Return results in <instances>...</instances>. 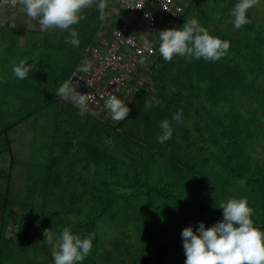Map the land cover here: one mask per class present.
<instances>
[{"label":"rangeland","instance_id":"rangeland-1","mask_svg":"<svg viewBox=\"0 0 264 264\" xmlns=\"http://www.w3.org/2000/svg\"><path fill=\"white\" fill-rule=\"evenodd\" d=\"M184 1L187 9L199 3L212 10L203 21L209 33L242 35L230 18L235 2L225 0L228 10L220 16L208 3L216 0ZM258 7L264 9V0L248 11ZM119 9L109 1L103 21L96 8L84 9L85 18L71 26L78 33V47L66 42L71 40L68 30L41 31L36 21L14 29L8 20L0 22V128L9 127L0 136V217L4 221L0 264H54L53 245L63 228L70 226L73 234L86 238L94 228L70 223L84 221V216L97 211L107 218L95 228L101 239L92 241L90 254L80 264H185L182 240L177 246L171 244L162 261L156 257L157 242L172 243L188 223L223 217L219 206L230 198L246 197L254 209V227L264 231L261 94L259 101L248 95L233 102L213 92L205 105L204 93L193 91L182 102L172 85L163 89L165 75H175L171 61L176 57L165 61L161 56L138 88L153 105L145 109L141 99L126 122H107L87 111L81 116L70 99L62 102L57 95L45 101V94L57 92L70 78L86 47L102 34L104 24L115 25ZM25 58L37 64L21 81L13 77L12 61ZM247 60H239L242 67H256ZM256 87L251 90L252 98ZM219 107L225 114L219 115ZM180 109L182 120L177 123L172 117ZM193 118L212 123L211 133L198 135L192 129ZM165 119L173 134L160 143L157 137ZM189 128L192 131L187 136ZM241 179L246 180L243 186ZM59 182L64 183L62 192L56 188L52 192L49 187ZM64 186L81 195L85 192L86 198L71 200V191ZM146 186L156 192H147ZM78 204L86 207L80 209ZM209 205L215 211L207 209ZM46 229H52V243L45 240Z\"/></svg>","mask_w":264,"mask_h":264},{"label":"clouds","instance_id":"clouds-1","mask_svg":"<svg viewBox=\"0 0 264 264\" xmlns=\"http://www.w3.org/2000/svg\"><path fill=\"white\" fill-rule=\"evenodd\" d=\"M13 7L23 5L26 16L31 21H36L41 31L58 28L68 30L73 46H79L78 33L71 27L85 18L83 10L93 4V0H10ZM259 0H239L231 10L234 27L239 30L252 23L246 15L247 11L257 5ZM100 19L105 20V0H100L97 5ZM159 52L165 61H171L176 55L191 58H203L205 61H218L224 57L230 48V42L214 37L208 30L199 25L193 18L186 21L181 29H165L159 32ZM28 59L12 61L13 77L25 80L29 73L36 69L37 62L28 63ZM84 67L78 71L87 72L90 62H85ZM78 85H73L72 80L65 81L58 89L56 95L71 99L78 105H85L91 95L80 94L76 91ZM110 111V119L123 121L130 114L131 109L124 101L115 95L105 102ZM145 109L151 105L145 102ZM84 116L85 112L80 111ZM183 110H178L172 117L177 123L181 122ZM162 134L157 137L158 142L164 143L172 138L173 128L167 119L160 124ZM241 186L246 184L245 179L239 180ZM223 210V220L210 228H205L203 222L199 223L196 231L189 226L182 230L181 237L186 256L185 264H264V231L254 227L252 216L254 209L249 207L247 198H230L219 206ZM45 240L53 241L52 229L43 232ZM95 233L86 238L73 234L71 227H64L60 236L53 245L52 257L54 264H80L91 252Z\"/></svg>","mask_w":264,"mask_h":264},{"label":"trees","instance_id":"trees-1","mask_svg":"<svg viewBox=\"0 0 264 264\" xmlns=\"http://www.w3.org/2000/svg\"><path fill=\"white\" fill-rule=\"evenodd\" d=\"M237 0H231L232 2H235L236 4ZM198 3V1H196ZM225 0H216L214 2L208 3L211 5V7H214L215 11H218L219 15L222 16L224 11H227L228 8L225 6ZM179 6L183 7V10L178 15L179 18H173L172 20L169 19V17H165L166 20H170V22H175L173 30H178L183 27V25L186 23L187 20L191 19L192 17L198 20V23L200 26L204 27V19H205V13L210 11L211 9L207 6L202 7L201 4H195L190 5L187 9V1L179 0L178 2ZM212 11V10H211ZM262 15H264V9L262 7L256 8L254 11H248L247 17L252 20V23H249L242 28H240L242 35H238L237 37L232 36V34L227 32H222L219 35V32H210L209 34L214 37H219L222 40H227L230 42V48L227 51L226 55L222 57L220 60L212 62V61H205L203 58L196 59L195 57L189 59L187 57H181V56H174L175 59L171 61L172 70L175 72V75H171V73H168L165 75V83L163 85V89L165 86L172 85L174 89L172 92L174 94H180L181 95V101L186 102L190 97H192L190 94L193 91H196L201 94L204 93L205 98L203 99V104H208V101H210V96L214 92L215 94L220 93L223 96V101H239L240 99L243 100L244 97L246 98L248 95V99H251L253 101H259L257 98L259 94H261V102H264V19L262 21ZM208 17V16H207ZM209 18V17H208ZM231 19H234L233 17H230ZM117 22V21H116ZM218 26V24H216ZM23 27H16L14 29H22ZM219 28V26H218ZM12 29V28H11ZM155 37L157 40H159V34L155 35V32L151 34V37ZM159 43H156V53L154 57V61L150 62L148 65V70H152L157 62V58L161 57V54L159 52V46L161 41H158ZM94 43V42H93ZM252 57V58H251ZM231 59V60H230ZM240 59H245L250 62L257 64L256 67L250 68L248 67H242ZM232 62L234 65H232ZM158 63V62H157ZM169 63V62H168ZM159 67H157L158 69ZM75 69V68H74ZM73 69V70H74ZM72 70V71H73ZM68 81V78L67 80ZM221 88L222 86H224ZM256 87V93L254 97L252 98L251 90L253 86ZM261 89V90H260ZM261 91V92H260ZM57 92H51L45 94V101L50 102L56 97ZM184 94H189V96H184ZM209 96V98L207 97ZM244 96V97H243ZM144 94L141 93V91L135 92L133 95V98L131 100V103L129 105V108L131 109L130 114L127 118H125V122L130 118L132 115V110L134 108L136 109V106L140 104L141 99L144 101L141 102L143 105H145V102L149 103L151 106L153 105L151 100L149 98L145 99L143 98ZM243 97V98H242ZM214 98L217 99V97ZM62 102H67L64 98L61 100ZM71 103L73 102L70 99ZM205 101V102H204ZM220 101V100H218ZM246 102V101H245ZM139 103V104H138ZM173 104L174 102L171 101ZM137 104V105H136ZM175 106L180 105V103L176 102L174 103ZM264 106V103L263 105ZM201 109V107L199 108ZM218 110L219 115L222 113V108L219 107L216 109ZM81 111V109H80ZM224 112V111H223ZM253 110H249V114H251ZM89 114V113H88ZM225 114V113H222ZM95 116V115H94ZM101 116V115H100ZM98 117V116H97ZM261 117L264 118V111L262 112L261 109ZM100 118L106 120L107 122L110 121V112L108 114L102 115ZM197 120L193 118L192 121H190L192 125V129L197 132L198 135H203L204 133H211V130L213 129V126H211L212 123H209L208 120ZM124 125V124H123ZM213 125V124H212ZM7 128H0V136L7 134ZM192 129H188L187 131L189 133H186L187 136H190V132ZM62 182H59L56 186H50V190L53 192V189H58L60 192H62L63 187ZM55 186V187H54ZM59 186V187H58ZM52 187V188H51ZM64 188H68L67 186H64ZM49 190V191H50ZM68 191H71L69 194V197L71 200L75 201V199H84L86 198V193L83 192L81 195L77 190H72L71 188H68ZM147 192H156L155 189H152L149 186H146ZM62 197H60L61 199ZM182 202L186 204H190L193 207L195 205L193 202L187 199H182ZM96 205V204H94ZM101 205V204H100ZM69 206V205H68ZM80 209H84L86 207V204L81 205L78 204ZM106 207V206H105ZM196 208V207H195ZM207 209L211 210V212L215 211L212 205L207 206ZM105 214H102V211L97 212H91L87 216H84V221L75 219L70 224L74 225L75 227L82 225L83 227L86 225L89 229L94 228V231H91V233H95V240L101 239V236L95 231V228L100 226L107 218L104 216ZM59 217H63L59 215ZM63 220L62 218H59ZM223 220V217L219 216L217 218H210L203 221L204 225L207 226L210 223H217ZM252 220L254 223V226L256 225V220L252 216ZM200 223V222H199ZM199 223H188L185 225L184 229L186 227H193V231H196V228L199 226ZM4 221L3 217H0V227L3 226ZM74 228V227H73ZM75 229V228H74ZM182 232V231H181ZM181 232L178 235V237L173 238L172 243L168 241H159L157 242V248L156 251V257L158 261H162L164 257V253L168 251V249L171 247V244L178 245V240H182ZM85 233V232H83ZM183 241V240H182Z\"/></svg>","mask_w":264,"mask_h":264},{"label":"built area","instance_id":"built-area-1","mask_svg":"<svg viewBox=\"0 0 264 264\" xmlns=\"http://www.w3.org/2000/svg\"><path fill=\"white\" fill-rule=\"evenodd\" d=\"M121 8L118 21L110 30L109 38H102L84 50L82 60L68 81L78 85L76 91L91 95L86 104L74 105L95 116L108 114L106 100L115 95L129 107L139 85L147 77L148 64L154 61L156 43L149 37L160 24L173 30V18H179V0H105ZM100 0H93V4ZM92 4V5H93ZM23 5L12 6L10 0H0V9L18 12ZM169 17V21L165 19ZM90 62L87 72L78 71Z\"/></svg>","mask_w":264,"mask_h":264},{"label":"crops","instance_id":"crops-1","mask_svg":"<svg viewBox=\"0 0 264 264\" xmlns=\"http://www.w3.org/2000/svg\"><path fill=\"white\" fill-rule=\"evenodd\" d=\"M109 1H105V3L107 4ZM99 3H97V4H93V5H91L92 7H94V8H96V10H99L98 9V7H97V5H98ZM120 8V7H119ZM26 10H25V8H24V6L22 7L21 6V8L18 10V12H10L8 9H6V10H3V9H0V22L4 19V20H8L7 22H8V24L10 25V26H14V27H23V26H26L27 25V22L28 23H31V22H34L35 23V21H31V22H29V20H28V18H27V16H26V12H25ZM120 12H121V8L119 9V11H118V13H119V15L116 17L117 18V20L116 21H118V19H119V16H120ZM114 21H115V18H114ZM116 21H115V23H116ZM6 22V21H5ZM111 26V24L110 23H105L104 24V26L101 28V33L102 34H99V35H96L95 37H96V40L94 41V42H98L100 39H102V38H109V36H110V30H111V28H110V26ZM24 28V27H23ZM162 30H165V27H164V25H162V24H160V25H158L157 27H156V30H155V35H156V33H157V35L159 34V32L160 31H162ZM149 39L152 41V42H155L157 39L155 38V37H149Z\"/></svg>","mask_w":264,"mask_h":264}]
</instances>
